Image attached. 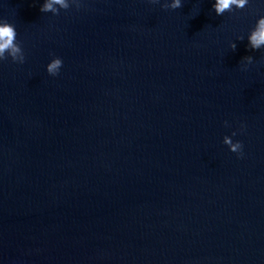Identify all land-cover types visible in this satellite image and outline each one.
<instances>
[{
	"label": "water",
	"instance_id": "obj_1",
	"mask_svg": "<svg viewBox=\"0 0 264 264\" xmlns=\"http://www.w3.org/2000/svg\"><path fill=\"white\" fill-rule=\"evenodd\" d=\"M44 2L0 0V264H264V0Z\"/></svg>",
	"mask_w": 264,
	"mask_h": 264
},
{
	"label": "clouds",
	"instance_id": "obj_2",
	"mask_svg": "<svg viewBox=\"0 0 264 264\" xmlns=\"http://www.w3.org/2000/svg\"><path fill=\"white\" fill-rule=\"evenodd\" d=\"M151 3L154 0H150ZM250 0H214L212 4L213 9L215 10L216 15H223L226 11H231L233 9H244L248 6ZM59 4L61 7L66 8V0H45L43 4L40 5L41 12H50L53 11V6ZM183 0H171L169 7L172 9H179L182 7ZM243 39V37H239ZM248 46L252 50L264 49V15H259L255 21V24L249 29L248 35ZM232 50L236 49L235 41L231 42L229 45ZM10 58L13 63L24 64L25 63V52L22 46L17 43V31L15 25L8 22L7 19L0 18V60H6ZM244 67L253 63V57L247 56L243 58ZM63 66V60L59 56L51 58V60L46 64L47 73L51 74L50 76H57L60 73V70ZM225 123H229L225 121ZM245 125L242 123L240 130L243 131ZM237 132H233L235 137ZM229 151L236 153L238 156H243V144L240 140L228 141Z\"/></svg>",
	"mask_w": 264,
	"mask_h": 264
}]
</instances>
